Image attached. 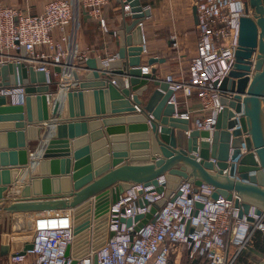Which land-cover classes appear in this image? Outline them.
<instances>
[{"label":"water","instance_id":"water-1","mask_svg":"<svg viewBox=\"0 0 264 264\" xmlns=\"http://www.w3.org/2000/svg\"><path fill=\"white\" fill-rule=\"evenodd\" d=\"M117 1L124 16L114 31L120 37L116 57L107 63L101 56L89 57L71 71L55 67L67 84L62 96L53 88L61 81L52 74L22 61L0 62V87L25 88L23 104L0 95V212L74 209L75 238L67 257L72 248L74 257L86 252L92 207L99 218L137 185L153 186L163 196L155 202L139 198L135 204L150 210L120 219L133 226L132 235L156 221L160 208L181 194L183 181L213 186V198L234 199L240 218L254 223L256 215L264 222L263 3L251 0L246 11L252 9V15L240 19L235 67L220 84L222 109L214 129L207 130L178 114L171 82L155 66L165 63V57H150V70L142 66L145 35L139 23L151 16V9L142 0ZM193 13L197 23L196 6ZM22 54L26 56L24 46ZM77 69L88 72L80 75ZM53 125L45 153L33 160L31 143L41 140V131L47 137ZM8 189L13 194L9 199L4 196ZM138 193L143 196L144 190ZM12 219H0V257L25 255L34 248V240H26L20 251L10 254L11 244L3 236ZM102 244L98 239L95 249ZM76 263L73 259L70 264ZM93 264H99L98 254Z\"/></svg>","mask_w":264,"mask_h":264},{"label":"built area","instance_id":"built-area-1","mask_svg":"<svg viewBox=\"0 0 264 264\" xmlns=\"http://www.w3.org/2000/svg\"><path fill=\"white\" fill-rule=\"evenodd\" d=\"M111 1L77 0L78 7H75L70 0H49L41 13L32 14L7 4L6 0H0V62L22 61L37 71L52 74L54 78L60 76L57 80L63 82L62 73L54 69L67 66L70 51L65 43L69 40V26L77 13L82 12L88 19L96 21L104 32H109L111 16L108 10ZM191 2L192 8L197 7L198 18L195 53L189 60L187 76L181 70L178 72L179 78L169 74L166 79L171 82L174 90L172 101L176 105L180 94L185 105L192 98L200 103L195 109L196 116L190 110L178 114L192 120L196 128L213 130L217 114L222 109L220 84L236 63L240 19L244 15H252V12L246 11L245 0ZM146 7L152 8L151 4ZM125 13L128 16L132 14L128 5ZM139 25L144 32L145 20ZM180 45L179 36L175 34L173 46L178 50ZM23 46L26 49L25 57L22 54ZM89 57L87 54L79 56L80 65ZM145 68L150 70L148 66ZM0 95L9 97L11 103L23 104L25 88L21 85L0 87ZM141 188L144 190L143 196L138 193ZM152 189L153 186H135L124 193L119 201L110 204L99 218L93 206L87 250L78 257L73 256V248L69 257L65 255L75 238L74 209L37 214L30 239L34 240V248L25 255H10L9 264H70L73 259H76V264H93L95 254L99 256V264H174L176 257L185 250L191 260L196 255H204L210 264H234V258L227 261L229 244L236 245L240 252L248 248L257 230L264 233L262 218L255 215L254 223L240 218L234 199L224 196L215 199L213 186L206 183L196 186L183 181L181 194L160 208L156 221L146 224L132 235L133 226L127 227L120 219L147 213L150 206L140 207L135 202L141 197L155 202L163 196ZM197 203L203 206L197 207ZM98 239L103 244L95 249Z\"/></svg>","mask_w":264,"mask_h":264},{"label":"crops","instance_id":"crops-1","mask_svg":"<svg viewBox=\"0 0 264 264\" xmlns=\"http://www.w3.org/2000/svg\"><path fill=\"white\" fill-rule=\"evenodd\" d=\"M48 1L49 0H6V3L22 8L23 10H26L32 14H38L43 11L44 6ZM70 1H73L75 4V7H78L77 0H70ZM186 5L187 4L183 3L180 6L187 7ZM151 11L153 12L152 8H151ZM108 13L111 16V23H110L111 30L109 32H104L96 21L88 19L84 13L82 12L77 13L76 19L73 21V23L68 28L69 40L67 43H65V46H67L70 51L69 58L66 60V64L68 68L70 69V71L73 67L75 66L77 67L80 65L81 60L78 59V57L81 56L82 54H87L90 57L101 56L103 59L114 57L117 54L119 50V45H120V37L116 35L114 31L118 30L119 24L124 16L122 4L118 2L117 0H112ZM152 15L151 17H147L146 19H144L145 20V26H144V35H145L144 48L145 50L142 53V60H141L142 66H147V60L150 57H154V56L165 57L167 59L165 63L155 64V66L158 67L159 76H161L162 78H166L169 74H175L176 77L179 78V76H177V72H176L177 70L173 71L176 68V67H173L175 66L176 62L178 63V66H181L180 67L181 69L182 68L185 69L183 70V72L187 76L188 74L187 68H188L189 60L192 57V55H194L195 53L196 41H197L196 20H195V15L193 11L191 10L190 12L189 10V13H185V15H187L186 17L191 18L192 23L195 26L194 29H193V26L189 27V23L186 19L184 20L181 19L180 21V26H181L180 36L182 35L183 31H185V33L183 35L184 36L183 38L179 37V42L181 43L180 45L181 47L176 52L171 49L168 41L161 40L157 42V40L151 39V32L153 31L151 27V24H153L151 23V19L153 17ZM127 19L131 20V16H127ZM192 29L194 31L191 32V35H189V32H187L186 30L192 31ZM78 71L80 75H85L88 72L87 69L78 70ZM55 78L59 79L60 76H55ZM64 85L66 89L67 84H64ZM151 91H152L151 89L147 91L143 98L147 99ZM178 96H179V102L177 103V112L183 113V112L190 110L192 113L194 111L193 116H196L195 109H197L200 106L198 99L192 98L190 99L189 104L185 105L183 103V97L181 96V94ZM8 102H9V99H8ZM194 118L195 117H193V119ZM55 127H56L55 125L52 126L50 130L51 131L50 136L52 135L53 132L55 133V130H56ZM44 134L45 133L41 131V140ZM46 140H44L43 142H47ZM37 142L31 143L30 153L33 151V147L35 143ZM42 145L43 144L41 143L39 148H41ZM38 152H40V150H37L33 154L31 153V157H33L34 155L37 156ZM4 196L7 199L11 198L13 196L11 189H8V191L5 192ZM50 212H55V211H50ZM39 213H47V212H36V213H26V214H22V213L4 214L0 212V219L1 217L7 216V215H10L11 219L19 218L20 216H25L26 218H30L31 221L34 222V217ZM25 241L26 240L17 238V239H14L13 242H10L11 244L10 254L20 251ZM242 251H245V253L249 255L248 261L245 262V258H243L244 260L242 259V261L240 262L235 261L234 264H236V262L237 264H259L262 261L261 256L263 255V252L255 249L250 243L248 245L247 250L245 249ZM198 256L199 255H196V257L191 260L189 259L188 251L185 250L183 253L179 254L176 257L174 264H199ZM9 258H10V255L6 257H0V264H9ZM233 258H234L233 256L230 257L229 254H227V261L230 262L231 260H233ZM22 264H26V263H22ZM209 264H210V261H209Z\"/></svg>","mask_w":264,"mask_h":264},{"label":"rangeland","instance_id":"rangeland-1","mask_svg":"<svg viewBox=\"0 0 264 264\" xmlns=\"http://www.w3.org/2000/svg\"><path fill=\"white\" fill-rule=\"evenodd\" d=\"M144 7H146L148 4H151L153 12L151 11V15L153 13V17L151 19V27H152V32H151V39L153 40H157L161 41H168L170 44V47L173 51H178L174 48L173 46V36L175 34H178L179 37H184V33L185 31H183L182 35L180 36L181 33V26H180V21L181 19L184 20L186 19L189 23V27L193 26L194 29V25L192 23V20L190 17H186L187 15H185V13H189V10L191 12V10L193 11V8H191V0H142ZM183 3L187 4V7L184 6H180ZM151 17V16H150ZM186 30L187 32H189V35H191V32H193L194 30ZM195 33V32H194ZM182 50V48H181ZM176 67L175 70L177 72V76L179 75V71L181 70H185L184 68H180L181 66H178V63H175ZM55 80H57L56 78H54ZM53 88L55 89H59V90H64L65 87L63 85V83L61 82L60 84H55V86H53ZM45 133V131H43ZM50 132L49 131V135L46 138L42 137L41 141H38L37 143H35L34 147H33V151L31 152L32 154L35 153L37 150H40V152H38L37 156H33L32 159L33 160H37L40 157H42V155L45 153L50 140L52 139V136L54 134V132L52 133V135L50 136ZM45 139H47V142H43ZM41 143L43 144L41 148H39V146L41 145ZM35 167L37 169V164H35ZM19 217V216H17ZM6 236H7V240L3 241L5 242H13L14 239L20 238L23 240H30L32 238V234H33V221H31L30 218H26L25 216H20L19 218H14L10 221V223H6ZM258 232H260L263 236L264 233L262 232V230H257ZM255 234V233H254ZM4 235V236H5ZM3 236V237H4ZM254 236V235H253ZM252 236V238H253ZM251 238V239H252ZM237 249V247H236ZM247 250V249H246ZM241 253L237 252L236 254L233 256L234 257V262L237 261V256ZM262 258H264V252L263 255L261 256ZM237 264V262H236Z\"/></svg>","mask_w":264,"mask_h":264},{"label":"trees","instance_id":"trees-1","mask_svg":"<svg viewBox=\"0 0 264 264\" xmlns=\"http://www.w3.org/2000/svg\"><path fill=\"white\" fill-rule=\"evenodd\" d=\"M250 244L257 250L264 252V237L260 232H255L253 238L251 239ZM237 252L236 246L234 244H229V249H228V254L230 257L234 256ZM249 255L245 253V251H242L238 256H237V262L242 261L243 258H245V262L248 261ZM244 260V259H243ZM198 263L199 264H209V260L207 256L204 255H199L198 256Z\"/></svg>","mask_w":264,"mask_h":264},{"label":"flooded vegetation","instance_id":"flooded-vegetation-1","mask_svg":"<svg viewBox=\"0 0 264 264\" xmlns=\"http://www.w3.org/2000/svg\"><path fill=\"white\" fill-rule=\"evenodd\" d=\"M250 1L251 0H245V4H244V7L247 9V8H250ZM262 3H263V5H264V0H260ZM251 10V12L253 13V11H252V9H250Z\"/></svg>","mask_w":264,"mask_h":264},{"label":"bare ground","instance_id":"bare-ground-1","mask_svg":"<svg viewBox=\"0 0 264 264\" xmlns=\"http://www.w3.org/2000/svg\"><path fill=\"white\" fill-rule=\"evenodd\" d=\"M105 63H107V61H105ZM150 69V68H149ZM63 92H65L64 90H61V94H59V96H62L63 95ZM61 98V97H60ZM54 126V125H53ZM43 138H46V137H43ZM46 140V139H45ZM16 177V176H15ZM94 201V200H93ZM67 209H72V208H67ZM65 209V210H67ZM256 218V217H255ZM98 227V226H97ZM263 228H264V225H263ZM88 237V235H87ZM4 240H7V236L5 235L4 236ZM74 243V242H73Z\"/></svg>","mask_w":264,"mask_h":264}]
</instances>
